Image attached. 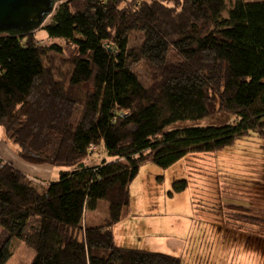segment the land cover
<instances>
[{"label": "trees", "instance_id": "trees-1", "mask_svg": "<svg viewBox=\"0 0 264 264\" xmlns=\"http://www.w3.org/2000/svg\"><path fill=\"white\" fill-rule=\"evenodd\" d=\"M42 29L0 35V127L25 161L66 169L44 181L0 156V264L13 239L31 246L19 264H182L118 245L114 228L146 162L264 139V0H67ZM223 113L234 121L169 129ZM102 200L108 217L88 224Z\"/></svg>", "mask_w": 264, "mask_h": 264}, {"label": "rangeland", "instance_id": "rangeland-1", "mask_svg": "<svg viewBox=\"0 0 264 264\" xmlns=\"http://www.w3.org/2000/svg\"><path fill=\"white\" fill-rule=\"evenodd\" d=\"M228 2L230 7L231 0ZM55 12L45 26L54 22ZM37 35L42 40L48 38L42 28ZM179 60L172 51L169 62ZM136 69L146 85L152 84L154 76L148 64L141 62ZM233 119L223 113L201 121L178 122L169 129L224 125ZM18 147L0 127V156L29 177L56 181L66 169L29 163L19 156ZM104 156L95 154L94 162ZM182 180L187 181L186 189L170 195L174 183ZM130 191V205L115 226L118 244L175 255L182 264H264V139L260 136L246 135L222 150L190 154L168 168L146 162ZM147 201L151 203L147 205ZM108 215L105 200L97 209L86 211L88 224L102 223ZM6 237L0 228V245ZM30 251L29 244L13 239L9 264H19Z\"/></svg>", "mask_w": 264, "mask_h": 264}, {"label": "water", "instance_id": "water-1", "mask_svg": "<svg viewBox=\"0 0 264 264\" xmlns=\"http://www.w3.org/2000/svg\"><path fill=\"white\" fill-rule=\"evenodd\" d=\"M66 0H0V35L24 36L45 27Z\"/></svg>", "mask_w": 264, "mask_h": 264}, {"label": "crops", "instance_id": "crops-1", "mask_svg": "<svg viewBox=\"0 0 264 264\" xmlns=\"http://www.w3.org/2000/svg\"><path fill=\"white\" fill-rule=\"evenodd\" d=\"M23 171V170H22ZM24 173H26L25 171H23ZM27 174V173H26ZM37 179L39 180H44V181H50V179H46V178H38L36 177ZM149 203H151L150 201H147L146 204L148 205ZM114 234H115V239H116V233H115V228H114ZM121 242V240H120ZM118 244V243H117ZM118 245H122V243L118 244ZM123 246V245H122ZM175 256V255H174ZM178 257V256H177Z\"/></svg>", "mask_w": 264, "mask_h": 264}, {"label": "built area", "instance_id": "built-area-1", "mask_svg": "<svg viewBox=\"0 0 264 264\" xmlns=\"http://www.w3.org/2000/svg\"><path fill=\"white\" fill-rule=\"evenodd\" d=\"M92 147H93L94 149H97V147H96V146H94V145H93Z\"/></svg>", "mask_w": 264, "mask_h": 264}]
</instances>
